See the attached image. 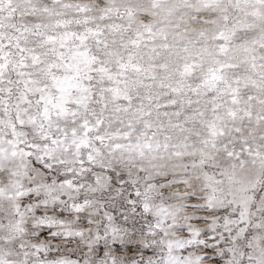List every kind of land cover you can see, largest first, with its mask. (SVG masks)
Listing matches in <instances>:
<instances>
[{"label":"snow or ice","instance_id":"snow-or-ice-1","mask_svg":"<svg viewBox=\"0 0 264 264\" xmlns=\"http://www.w3.org/2000/svg\"><path fill=\"white\" fill-rule=\"evenodd\" d=\"M0 264H264V0H0Z\"/></svg>","mask_w":264,"mask_h":264}]
</instances>
